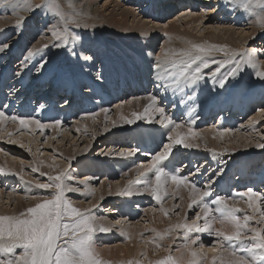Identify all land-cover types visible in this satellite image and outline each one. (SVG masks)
<instances>
[{
	"label": "rangeland",
	"instance_id": "1",
	"mask_svg": "<svg viewBox=\"0 0 264 264\" xmlns=\"http://www.w3.org/2000/svg\"><path fill=\"white\" fill-rule=\"evenodd\" d=\"M159 1L161 3V1H164V0H159ZM213 1L216 2L218 0H212V2L208 3L207 5L210 7L211 11L213 10L214 11L208 14L207 18L204 21L199 22L198 26L195 25V24H198V22H194L193 24H190L189 21L188 22L183 21L187 23L184 24L183 26L184 28H182L181 32L184 33L183 36L185 38L186 37L191 38L189 41L192 44V46L188 48V53L194 52V55H197V56L201 55L200 57L194 56L196 59L198 58L199 61H202V58L207 59V60H204L206 62L209 60L207 63L209 65V66L207 65L208 67H210L212 63L214 62V65H212V68H215L216 64L217 66L219 63L221 64V62H223L224 59L226 58L227 59L225 61H229L230 57H231V60L229 62L231 63L234 62L237 65H239L242 59L241 54L245 53L246 51H247L246 54H257V56H259L258 57L259 60H264V46L260 44V42L264 44V0H228L229 3H232L234 5L235 3H239L240 6L242 4L241 11L243 10L244 16L242 18H238V14H236L235 16L238 18L237 21L233 19V16H232L233 14H230V12L227 13V16L229 18L228 19L226 14H224L225 9L220 7L219 5L217 6V8L213 7L215 3V2L213 3ZM86 2L87 0H82V1L81 0H77V1L76 0H1L0 1V32H4L3 36H5L4 38L3 36L0 37V40H4L5 44H7L8 47L10 48L8 57H5L6 53L1 54L0 52V78L1 76L3 77V81L0 79V86L3 85L4 87L2 90H0V111L4 112V113L0 112L1 118L2 117H4L5 119L8 118L7 120L29 119L30 116L26 115V113L24 112H22L24 114L20 115L19 113V110H21L20 107L18 109V113H17L18 115L14 114L13 112L17 110L16 109L17 106L15 105H19L23 103L24 106H26L27 102H29L27 100H31L32 103L29 104V106H31L30 110L31 111L33 110V112H36V109L38 110V107L40 106V103H38V100H40L41 98V94H39L38 91L41 89L44 90L45 87L49 85L52 78L56 77L55 75L67 77L65 75L67 73L66 68L70 67L71 61L76 60V58L78 60V57L74 56L75 55L74 52L73 51L70 52L71 49L69 45L72 44V46H74L79 40L82 41V39H84L86 42H89L90 44H93L94 39L92 38L96 37L98 38V40L101 39V34H100L101 32H99L100 28L98 29V25H96L98 24V22L95 19V16L88 17L84 15L83 12L80 13L82 11V8L86 6ZM131 2L125 3V5L126 6L128 5L129 6V7L127 6L128 8H130L131 6L130 9H132V13L134 15L133 14L127 15L126 21H123V24L125 26H124V29L122 30L125 33L130 32V34L131 32L132 34L139 33L138 37L140 38V40L138 37H137V40L143 44H145V41L148 42V40L154 37H162V36L168 35L166 32L162 33L161 29H169V28L171 29L172 28L171 24H173L172 21L175 20V17L179 16L178 15L179 12H177V10L180 8V6L178 8H173L167 14L166 13L163 14V16H159L161 5H163L162 3L155 5L156 9L155 11L153 10L152 12V10L150 9L148 10L147 7H145L144 5L142 7H139V4H136L133 1ZM196 3L199 6L204 5V7H208V6H205V4L199 3L198 0ZM100 6H102V3ZM9 7H12L11 12L8 11L10 9ZM13 11H16V12H13ZM1 12H3V14ZM146 12H148L149 15L146 14ZM199 12L204 14V11L202 12L200 9H198L196 13H199ZM152 14L158 15L159 17L156 18L154 16L153 18L151 16ZM135 15L136 17H133ZM2 16H4V18ZM251 16H252V19H251ZM21 17L23 18V20L21 19ZM37 17H39L38 19L43 20L42 26H40L41 23L37 19ZM52 19H55V20L57 19L59 21V26L58 27L56 26L57 28L52 26ZM250 20L253 23L257 24V27L259 28V30H257L258 32L256 31V33L255 31L254 33L250 32L249 33L250 36L252 35L253 36L250 39L245 40L244 44H242L240 43L241 41L239 42L238 38L239 37L241 38L242 34L244 35L245 32L248 31L247 28L244 29V26H245V23ZM8 23L10 24V27H12L11 28L12 30L8 26L9 25ZM32 23H35V26H32ZM203 23L205 24L203 25ZM5 24H8V25H5ZM175 24H178V23H175ZM223 24L229 28L230 33H232V31L234 32L236 31L235 35L234 33L232 35L236 37V40L239 43L237 42L232 43L231 44L232 49L226 48L228 47L227 45L223 44L222 42L220 44L219 42V38H221L220 36L224 33L222 30H225V28H227L225 27L223 29L222 28L224 27ZM154 26H156V28L161 27V29L156 30L154 29ZM180 28L181 27H179V29ZM23 32H25V36L22 37ZM41 32L43 33L42 42L43 41L44 42L43 43L41 42L42 47L38 48V44H39L38 34H41ZM18 33L21 34L20 37H19L20 34ZM143 35L144 37L142 39ZM226 36L227 35H225V37ZM25 37L26 39H24ZM145 37H147V40ZM34 42L36 43V45H35V48L33 47L34 51L31 52L33 54H31L30 61L28 62L25 60L22 66L26 67V69L30 68L31 70L33 68L32 71H35L34 72L35 74H33L31 71L29 77L25 78L26 84L22 86L25 87L28 84L27 86H30L33 90V93L36 94V98L35 100L32 101L33 99L32 92L29 93V97L28 96L26 97V94L23 96L22 93H19L17 94L18 99L16 100V97H13L14 91L9 92L10 89L12 90V84H9V81H12L11 79L13 78V76H15V74H18L16 75L17 77H25V73H26V72L24 73L25 70L20 68L22 66L21 65L16 66L17 60L19 59L20 61L24 60L25 56H27L28 53L30 52L28 51L27 53V50H29L28 45L31 47V45H33ZM47 42L49 43L48 46H47L48 44ZM161 42L162 41H159V40L155 42L154 44L155 47L152 50L153 53L155 54L157 53L158 48L161 46L160 45ZM1 45L3 44L1 43ZM54 47L58 48V50ZM46 48L49 49L50 51L49 50L48 51L53 53V55L55 54L57 57L58 56L59 57L56 58L55 56L54 58H52V54L50 53L51 56L48 55L49 52H47ZM79 48L83 54L86 53V55H89L88 49H83L82 47H79ZM36 50L41 52L40 56H38L37 53L39 52H37ZM45 51L47 55L45 54ZM35 55H37L38 57L36 60L34 58ZM232 58H235V59H232ZM39 59L40 61H43V62H40ZM91 59H92L91 57L85 58L83 61H85V65L87 66V68H83L84 70L82 68L80 69H82L84 72L86 70L90 72L91 70L93 71L94 74L99 75L100 72H98L99 68L97 67L99 64V61L94 58L92 60ZM210 61L211 62L213 61V62L211 63ZM215 61H217L218 63ZM34 62H36L35 66H34ZM66 62L69 65L66 64ZM40 63H43L44 65L43 64L41 65ZM39 65L45 67L46 68L45 71H42L40 69L41 66ZM39 69L41 70V72ZM112 69L113 71L114 70L118 71V69L116 68L115 69L112 68ZM112 69L109 72H111ZM172 70H178L182 73L189 72L190 78L188 80V84L189 86H192L194 90L202 91V89L204 90L206 89L207 81L204 80V77L196 78L195 80H192V76H191L192 72L191 70H186L185 65L181 66L179 64H176V65L169 66L167 67L165 72H169ZM39 72L41 74H39ZM43 72L48 73V75L51 77L46 78L45 82L44 81L41 82L42 86H39L40 81L38 79L40 75L43 74ZM165 72H163L162 74H164ZM260 72L261 70L259 71L258 76L262 78V81H261L262 83L256 82L255 84L258 85L259 88H264V73H263L264 71H262L261 73ZM33 75H35L34 82L31 78V76ZM43 79L45 78L43 77ZM82 84L83 85H81V87L84 89H81L80 92H82V90L86 91L88 89L87 88L88 83L83 82ZM189 86H186V87H189ZM148 87H150V85ZM6 88H9V91L5 94L4 91ZM151 89L152 88L146 89L147 91L145 90V94L148 96H152L153 98L155 97L156 99L157 97L156 93H152ZM165 91H170V90L165 89ZM185 91L184 93L182 92L183 99L182 97L181 99L183 101L186 99L188 100V102H191L190 104H192L193 102L191 100L192 99L191 97H193V94L186 93ZM42 93H46L45 90ZM177 93L178 91L175 92V94ZM48 94L47 96L50 97ZM67 94L68 93L65 92V94L62 95L63 97L61 96L56 99H54L55 95L52 96V99L55 100L57 104L56 103L52 104V102H49V101L47 102L46 107H44L45 111L46 110L49 111L53 109L52 111L53 117H51L52 119L49 118L48 122H45L46 119L44 120V122H42V124H44L43 131H41L40 128H37L36 130H33V131H29V130L27 131L26 129H21L19 131V129H15L14 130L15 132L13 131L10 134V131L8 130L0 129V137H1L0 140L2 139L0 141V162H5L3 158H6L12 162H16V164L21 163L25 165V168L23 170L29 173L27 174L28 176H30L29 178L31 179V180L26 179L27 181L25 182V184L28 183V185H30L33 188V189L28 190L26 186L23 187L22 184L19 185V183H17V181H19L18 179H14L13 184L12 182L9 183L8 180L5 182L4 180L5 178L2 179L3 176L1 175V174H4V171L2 170V168L0 169V180L2 179L0 181V202H1L0 203V264H184V260L186 258L188 259L189 257L187 256L189 254L188 251H190L191 249H192V252L190 251V253L192 257L194 255L193 252L195 251V253L199 255V257L197 258V262L199 264H204L205 260L207 259V253L211 252L212 254H215L216 256L215 259L218 258L217 260L220 261L222 254H224L226 251H230V248L236 249V247H237V250H236L237 253H239V255H241L243 258L245 257L249 262L251 260V262L253 261L252 262L253 264H264L263 262L261 263L258 262L257 259H255L257 260V262H255V260L251 258L254 256L255 250L253 249L251 251L249 249L250 246H252L254 242L256 241L259 242L258 239H255L256 237L252 236V234L256 232V234L259 236V239L261 240V244L257 246L258 247L260 246L259 248L264 250V199H262L263 196L260 195L262 197H258V202L256 204L257 207L254 206V208H251L248 205L247 207H245V210H242L241 206L238 205V204L244 205L246 203L247 192H252V194H254L255 192L253 191H257L258 194H262V193L264 194V105L258 106L259 104H263L262 101L258 102V101H255L256 99L251 100V99L242 97L240 102L244 101L245 103L247 102L245 105H249V104L252 105L251 108L245 113L242 111L243 107L241 106V104L240 105L238 104L239 106L235 104L236 100H238L236 98L237 94L233 95L234 96L233 103L231 102L232 96L230 95V97L227 98V100H230V102L228 101L227 104L224 103L226 105L224 109H227V110H223L222 113L221 112L217 113L218 114L217 116L213 114V117H210V118H208L206 116L207 114L205 113L202 116L204 117L205 120L204 119L203 121L200 120L201 122L195 124L194 130L196 133L200 131L202 133V132H205L204 130H210V128L217 127L216 128L217 130L220 131L221 129L220 132L230 130V133H228L229 135L228 134H227L228 136L225 135L224 138L228 139V138L233 137V142L234 140H237V143H239L240 141L242 142L246 141L248 143L251 142L250 144H258L257 146L258 150L255 151V153L259 155V157L255 158L252 161L253 163L247 162L244 166L241 165V167L243 168L242 173H241V170H238L237 168L238 167L237 162H239L240 157L238 156V154H235L236 152H231V151H234V149L229 148L230 142L226 141L225 139L223 140V138H221L220 136H217L218 134L215 135L217 137V140H216L214 149H216L217 152H220L226 147L227 151L229 149V152L225 151V153H223L221 157H219L221 161L217 162L216 165H213V163H211V164L204 166L201 163L199 164V162L197 161L195 165L198 164L199 166H197L196 170L193 168L183 169L182 167H184V162H182V160H185L184 158L179 159V161H176V160L173 161L170 159V163L174 164L173 166L170 165L171 166L170 170H172L173 172L178 171L179 173H181L179 175L180 178L183 180L182 183H180L181 187H183V185L185 186V183L187 184V181H189V182H193V184L199 191L204 192L206 191V186H209L211 183L210 185L211 189L208 191L209 198L205 202L220 203L221 205L223 203L225 204V201L227 202L226 204H229L230 202L234 201V199H237L234 201L235 205L237 206V211H238L235 216L236 218L240 219L239 224L245 227L243 229L244 232L242 231L243 233H241V236L239 235L240 237L238 236V238H242L243 241L242 239H239L237 242L238 238L230 237V239H235L236 241L229 242L230 239L223 240L222 236L220 235H218V237L220 236L219 238L217 236L215 237L216 234L211 233L214 231V229L209 231L210 232L208 233L209 236L207 235L208 238L207 236L204 237L202 235H199L200 230L203 228L202 226H204L203 225L204 221L203 219L200 218L202 220L201 222V220L197 218V215L200 210L199 205L194 206V207L192 206L196 203L197 199H193L192 204L180 203V197H179L180 192L177 191L178 195H176L175 194L176 188L172 190L171 188L172 185L171 183L169 184V181L170 182L174 181V180L172 181L171 179L169 180L168 178V176L170 177L169 171L162 166H159V167L157 166L159 168V171L157 170L153 171V169L155 168L154 166H156L163 159L169 157L170 155L174 156L178 152V150H180L181 144L179 142H176V143L172 142L169 135L170 133H173V132L175 133L176 132L175 128L178 129L179 125L183 127L184 132H187L186 131L187 128L184 126V124H186L185 122L187 120V115L189 116L190 114V113H187L184 119H180L183 117L181 115L175 116L174 118L171 119L170 118L171 108L169 109L171 104L169 107H167L168 105H164L165 103L164 101H161V104L159 103L158 104L160 105V107H163L166 110L163 112L161 111V108H159L157 112H155L156 114H154L156 117H154L153 114L147 113V110H149V107L151 106V102H152V100L148 98L147 103L143 105L146 109L145 113L142 112L137 117L139 121L142 120L140 121V123L146 121L149 124L150 122L155 120L153 121V122H156L155 125L157 124H159L160 126L163 125L162 127L165 128V130H166V127L168 128L170 126L169 127L170 133L168 132V137L167 135H165L166 137L165 136L163 137L162 139L163 141L160 140L161 142H159L154 147L155 151L151 153L148 152L145 154L144 147L137 148L138 146H133L131 143L125 146H121L122 142L118 144L119 140L117 139V137H119L121 134H124L125 139H129L130 141L131 140L130 134L137 135V132L145 134L146 130H140V127L138 126L140 124L135 125L134 126L135 129L126 128L125 130L124 127L126 125L124 124V122H121L122 124L120 123L119 124L120 126L118 125L117 128L115 129L107 128L108 123L113 122L111 118L113 114L115 113V108H117L116 105L118 101H116L115 100L116 98H114V99L108 100V102L104 101L103 103L99 105V107L102 106L103 107L102 109H105V110H103L104 112L100 120H98L96 117L94 118L95 121L93 120V122L95 123L97 122L96 125L98 127L100 128L102 127V130L107 129L109 132H112V130H114V132L112 133L115 136L114 148H110L108 150L107 149L109 148L108 146L102 153H99V151L103 150L105 146L104 140L106 139H104L103 141H100L98 145H95L91 149H88L87 153L84 152V154H80L79 156H77V158L75 159V163L74 161L72 163L67 162V167L65 168L61 166L59 172H55V173L53 172L49 173L47 171L39 172L35 168L36 165L34 164V162L35 161L40 162L41 160L40 157L42 156L51 157L52 156L53 161H51V163L54 162L55 164L57 161L63 158V156H61L63 151L71 150V152L74 153L76 151H81L86 145V142L83 141L84 139L82 137H80L77 140L79 135H77L75 138L73 130H71V127L72 125H75V122H78L76 124L85 123L84 120L86 119V117H83L84 113L85 115L90 114L89 116H92L95 113L93 115L95 116L96 112L94 110V107H92L91 105H89V109H91L90 110L91 112L87 111L86 107H85L86 111L85 110L83 111V109L80 108V105H78V107L82 109V111L78 112L79 110H77V112L83 113L82 114L83 116L78 115L77 119L74 120L73 118L75 117L73 116L75 115L76 111H74L73 108H75V105H76L75 103L79 102L80 104H82V102L80 101V98H79L77 100H74V102L71 105L72 107L70 106V108H67V105L60 107L61 104L70 102ZM138 96H141V95H138ZM138 96L136 94L132 98L135 100H138L139 99ZM130 99L131 97H127L126 98L127 102ZM218 99L219 98H217L216 100ZM257 99L259 100L260 97ZM216 100L210 99L205 102L206 104H209L207 102H210V103L215 102L216 104ZM7 101L14 102L13 103L14 106L8 105ZM45 101H47L46 98H45ZM218 101L220 102V99ZM205 102L203 104H205ZM33 103L34 105H32ZM192 105L194 106V104ZM177 106H181V105L177 104L176 107ZM194 108L197 109L195 106ZM199 109L200 108H198V110ZM173 110L176 112L177 108ZM62 111L64 112L63 117L60 120H58L60 116H62ZM160 111L163 112L162 114L163 120L161 121L162 124H160L161 114L160 116H158ZM165 112H168V113L165 114ZM230 112H233V113L230 114ZM150 115L152 116L150 117ZM26 116L28 118H25ZM79 117H83L84 119L81 118L78 121ZM198 118H200V116ZM169 119H170V122L168 125L166 121ZM82 120H83V123L81 122ZM14 121L15 120L10 122L11 123L10 126L14 124ZM70 121H73V122L70 123ZM139 121L137 122L139 123ZM54 123H56L57 125H60L61 126L60 129L59 128L52 129L49 126H47L48 124L54 125ZM147 123L145 124L148 125ZM165 123L168 126L165 125ZM145 124H142V126ZM187 125L191 126L189 122L187 123ZM149 126H152V124H150ZM136 129H138L139 131H133ZM155 129L156 128H154V130ZM54 131L57 133H55ZM237 134H240V135L238 136ZM73 136L74 138H72ZM167 138L169 139L167 140ZM67 139H69L70 141L67 142ZM91 139L93 140L92 144H94L98 140L94 136L89 135V137L86 138V141H90ZM16 140L17 141L20 140V142L19 141L17 142ZM169 140L171 141L170 143H169ZM21 142L23 144H21ZM168 145L170 146L172 145L173 147L172 146L170 147ZM197 150L202 152L205 150V148L201 147V149L197 148ZM123 154L125 155L126 158L129 159V162H130L129 168L127 167L125 169V172L127 173L125 172L124 174L121 173L120 175L122 174L123 175L119 176L118 174H113V172L109 170V173H110L109 180L108 182L105 181L107 180V179H104L105 177H107V172L106 170L100 171V167L104 166V163L108 162L111 159H119L120 157L123 156ZM117 155H120V157L118 156L119 157L118 158ZM193 160L195 161L196 158H193ZM41 162L43 161L41 160ZM54 164H51V165H54ZM30 165L32 166V168L29 167ZM84 165L90 166L91 169L84 168L87 171H81ZM108 165L110 166V162ZM132 166L135 168V170ZM166 167L168 166L166 165ZM179 168H182V169L180 170ZM204 168H207L206 170L207 172L205 171L202 177H205L207 175V178H209V181H208L209 184L207 183L206 185L203 183L202 179L198 180V175H197V174H201L202 169ZM223 168L226 170L223 171L224 170ZM127 170H130V171H127ZM195 171L197 172V174H195ZM147 172H152V174L148 178L143 179L142 176L146 174ZM95 173H97L96 174L97 176L95 175ZM159 173H162V174L159 175ZM20 174H21L20 176H23L22 172ZM153 176L155 179L153 178ZM166 176L167 178H165ZM163 177L165 178L166 183L164 179H162ZM21 178L22 177H20V179ZM159 178H161L160 181L158 180ZM121 179L122 181H120ZM152 179H154L155 181V182L154 181L152 182L154 184L150 182ZM251 179H253L254 181H257V183H260V184L258 186L251 184V181H252ZM66 180L70 181L67 188L64 186V183ZM137 180H139L138 183H135ZM118 181L125 182V183L127 182L126 184H128L129 182L128 185L129 186L132 185L131 190L133 189L132 187L134 186L135 187L133 190L135 191H138L136 189H139V191L145 190V192H142V194L140 195L141 196L140 201L129 200L127 197H125L122 201H120L121 207H118V208L116 207L115 209L112 208L110 209V211H108V208L110 206L112 207L113 202H111L110 200L106 198H105L106 200L105 199H102L101 201L99 200L98 203H96L94 206L91 205L90 203V201L92 200V196H91L92 194L91 195L87 194L88 198L86 197V195L82 196L81 198H75L77 196V192L85 193L84 191L85 189L89 191L90 193L95 192L96 191L95 189H97L102 184H106V183L110 184V182H112L111 184H114L115 182L118 183ZM196 181H198V183ZM145 182L147 183L149 182V183L146 184ZM87 183L89 185H86ZM133 183H135L134 186H133ZM143 183L146 185L143 186ZM155 183H157L158 186L155 185ZM217 184H219L218 186L224 185L225 187H223V190H221L219 187H217ZM153 186L156 187V190H157L155 199H154V193H153V189H154ZM138 187H140L141 190ZM142 187H145V188L143 189ZM149 187H150V190H149ZM159 187H163V189H161L162 191L161 193H160ZM178 189H181L180 186L178 187ZM249 189H251V191H249ZM148 190L152 192L150 193ZM15 191H17L18 196L15 194ZM146 192H148L147 195H146ZM212 193H214L213 196H211ZM29 195L32 198H29ZM14 197L22 198L21 200H23L22 201L23 206L19 208L17 207L15 208V205L18 202V200H16ZM221 197L223 198L220 200ZM224 198L225 199L228 198V199L225 200ZM80 199H81V202H80ZM117 199H118L117 197L115 198L112 197V201L113 200L117 201ZM214 200L217 202H215ZM222 200H225V201L221 202ZM159 209L165 213L164 216L166 218L164 219V221L167 223V225L170 224V226H173L172 225L173 223L177 224L175 236L173 235L174 238H171L172 234L171 236H169L170 234L167 233L168 234L167 235L165 232V234L167 235V236L165 235L164 237L167 239L165 240V242H168L170 245L164 246V247H161V245L157 246V244L155 243L157 241L159 242V239H163V237L162 236L160 237V234L158 233V231L152 230L153 227L150 222L152 215ZM133 211L135 212L136 215L134 214ZM121 213H122L121 218H123L122 220H125V221H123L121 224L111 223L114 225H111V228H110L111 230L109 229L111 232L108 230V232H110L109 236L107 235L108 233L105 234V231H104L105 228H103L102 226L98 230L96 229V225L94 222L95 219H101L107 222H112L111 220V218L113 217L112 215L121 214ZM94 216H97V217L94 218ZM91 217L92 219H90ZM254 218L256 219V222H253ZM196 223H198V225H195ZM123 224L125 225L130 224L129 226H134V227L141 226L142 227L141 234L144 235L145 237L144 236L138 237L137 235L138 240H144L145 243H148L151 241L152 244L154 245L156 244L155 246H153L154 248L152 247L151 242L150 244L148 243L149 246H144V247L143 245L141 246V243H140V246L143 250H141L140 246H138L136 250L139 254H137L135 253L136 252L135 247L137 246H134L133 242L129 243V245L123 244V242H122L123 245L120 244L119 240L116 237L117 236L116 233H119L121 231L119 229L121 228L120 226H122ZM194 225L197 226L196 227L197 232L196 231L194 232L193 230L194 229L193 227H195ZM186 227H188L190 230ZM208 229H211V227ZM245 231L247 232L250 231V232L247 233ZM256 234L254 236H257ZM210 235H212L213 237L212 236L210 237ZM213 241H215L216 245H213L214 243ZM216 241L220 242L221 244L217 243ZM241 242L242 243L245 242V243L242 244ZM208 246H210L211 248ZM125 247L126 249L131 247L132 251L131 249L130 251L126 250L127 251L126 253V251H124ZM240 247H243V248H240ZM184 249L187 250V253H188L187 255H183V254H186V251ZM184 251L185 253H183ZM132 252H134L135 254L134 253L132 254ZM248 252L249 253L251 252V253L249 254ZM177 255H179L180 257L179 256L177 257ZM249 255H252V256H249ZM179 258L183 259V263H182V260ZM211 262L215 263L213 260ZM251 262L250 264H252Z\"/></svg>",
	"mask_w": 264,
	"mask_h": 264
},
{
	"label": "bare ground",
	"instance_id": "2",
	"mask_svg": "<svg viewBox=\"0 0 264 264\" xmlns=\"http://www.w3.org/2000/svg\"><path fill=\"white\" fill-rule=\"evenodd\" d=\"M103 1L104 0H87L86 6L84 8H82V11L80 12V13L83 12V14L86 15V16H88V17L95 16V19L98 22V24H96V25H98V29L100 28L99 32H101L100 33L101 34V39L98 40V38H96V37L95 38H92V39H94L93 44H90L89 42H86L84 39H82V41L79 40L76 43V45H74V46H72V44L69 45V47L71 49L70 52L73 51L74 54H75L74 56L75 57H78V60H77V58H76V60H73L72 59L73 61H71V62H73V63L70 62V67L69 68H66L67 69L66 70L67 73L65 75L67 77L60 76V75H55L56 77H53L52 80L50 81L49 85L45 87L44 90H45L46 93H42V92H44L43 89H41V90L38 91V93L41 94V98H40V100H38V103H40V106L38 107V110L36 109V112H33V110L32 111L30 110L31 106H29V104L32 103L31 100H27L29 102H27V105L26 106H24L23 103L22 104H19V105H15V106H17V108H16L17 110L16 111L14 110L15 112H13V113L14 114H17L18 113V109L20 107L21 108V110H19L20 115L26 113V115H29L30 116L29 119H25V120L24 119L7 120L8 118L5 119L4 117H2V118H4V119H2L0 117V129L8 130V131H10V134L15 129H19V131L21 129H26L27 131L28 130L29 131H33V130H36L37 128H40V130L43 131L44 130L43 129L44 128V126H43L44 124H42V122H44L45 119H46L45 122H48V119L51 118V117H53L52 116L53 109L52 110H49V111H47V110L45 111V108L44 107H46L48 101L49 102H52V104H54V103L57 104V102L52 99V96L55 95L56 97L54 96V99H56V98L61 97L63 94H65V92L68 93L67 94L68 95V99L70 100L71 103L70 102L63 103V104L60 103L61 104L60 107H63L64 105H67V108H70V106L72 105V103L74 102V100H77L79 98H80V101L82 102V104H80L79 102H76L75 103L76 104L75 105V108H73L74 111L77 112V110H79L78 112H81L82 109L84 111L85 110V107H86V110L87 111H90L91 109H89V105H91L92 107H94V110L96 112V115L95 116H93L95 113L93 115L91 114L92 116H89L90 114L85 115V113H84V116H83L82 115L83 113H78V112L77 113L75 112V115L73 116V117H75V118H73L74 120L77 119L78 115H82L83 117H86V119L84 120L85 123H83V120H82L81 122L83 124H76L78 122H75V125H72V127H71V130H73V133L75 135V138H76L77 135H79V137L77 138V140L80 137H82L84 139L83 141L86 142L85 147L82 150L80 148L81 151H76V152L72 153L71 150H66V151H63L62 150L63 153H62L61 156H63V158L61 157L62 159H60L59 161H57L55 159L57 161L55 164H54V162L51 163V161H53L52 156L51 157L42 156V157H40V159L43 162H41V160H40V162H37V161L34 162V164L36 165L35 168L39 172H46L47 171L49 173L50 172L55 173V172H59L61 166H63L64 168L67 167V162L72 163L74 161V163H75V159L77 158V156H79L80 154H84V152L87 153V150L88 149H91L95 145H98L99 142L100 141H103L104 139H106V140H104L106 144L104 143L105 146H104L103 150L99 151V153H102L108 146H109V148H107L108 150L110 148H114V142H115V139L114 138H115V136L112 134L114 132V130H112V132H109L107 129L102 130V127L100 128V127H98L96 125L97 122L96 123L93 122V120L95 121V119H94L95 117L98 120H100V118H101V116H102V114L104 112L103 110H105V109H102L103 107L102 106L99 107V105L101 103H103L104 101H107L108 102V100H111V99H114V98H116L115 100L118 101V103L116 105L117 108H115V113L113 114V116L111 118V120L113 122L110 120L112 123L109 122L110 124L108 123L107 128H109V129H115V128H117V126L121 122H124V124L126 125L124 127L125 130H126V128H128V129H130V128L131 129H135L134 126L137 125V124H140V125H138L140 127V130H146V133L145 134L139 133V132H137V135L130 134V138H131L130 141H129V139H125V135L124 134H121L119 137H117V139L119 140L118 141V144L122 142L121 146L129 145L131 143L133 146H138L137 148L144 147L145 148V151H144L145 154L148 153V152L151 153V152L155 151V148L154 147L159 142H161L160 140H162L165 135H167V137H168V132L170 130L169 129L170 126L168 128L166 127V130H165V128L162 127L163 125L160 126L159 124H157V125L160 126V128H159V126L155 125L156 122H153L155 120H153L149 124L146 121L140 123V121H142V120L139 121L137 119V117L142 112L145 113L146 109H145V107L143 105H145V103H147V101H148V98H150V100H152V102H151V106L149 107V110H147V113L153 114V116L156 117L154 114H156L155 112H157V110L159 108H161V111H163V112L166 110L165 108L160 107L159 104H161V101H164L165 102L164 105H168L167 107H169L170 104H171V106L169 107V109L171 108L170 109L171 110V114H170V118L171 119L174 118L175 116H178V115L183 116L180 119H184L185 116H186V114L187 113H190L189 116L187 115V120L185 122L186 124H184V126L187 128V130H186L187 132H184L183 131V127L181 125H179V126L177 125L178 126V129L175 128V130H176L175 133L174 132L173 133H170L169 132L170 133L169 137L172 140V142H174V143L179 142L181 144L180 150H178V152L174 156H171L170 155L169 157L163 159L160 163H158L156 166H154L155 167L154 169L153 168L152 169H153V171H155V170L159 171V168L158 167L159 166H162V167L166 168L169 171L170 177L167 175L168 178H169V180L170 179L172 181L174 180L173 182H170L169 181V184L171 183L172 190L174 188H176V192H175L176 195H178V192H180L179 193L180 203L192 204L193 199H197L196 203L194 205H192V206L194 207V206L199 205V209L200 210H199V213L197 215V218L198 219L201 218L204 221L203 222V225L204 226H202L203 228L200 230L199 235H202V236L206 237L208 235V233H210L209 231H211V230L214 229V231L211 232V233L216 234L215 237L216 236L218 237V235H220V236H222L223 240H229L230 237L238 238V236L239 235L241 236V233L244 232L243 229L245 227H243V226H241L239 224L240 219L239 218H236V216H235L238 211H237V206L235 205L234 201L237 200V199H234L233 198L234 201L230 202L229 204H226L227 202L225 200L228 199V198H226V199L224 198L225 200H222L221 202L225 201V204L223 203L221 205H220V203L205 202L209 198L208 197V191L211 189V187H210L211 183H210L209 186H206V191H204V192L203 191L202 192L199 191L195 187V185L193 184V182H189L187 180H186L187 181V184L185 183V186L183 185V187H181V184L180 183H182V181H183L180 178V176H179L181 173H179L178 171H174L173 172L172 170H170L171 169L170 168L171 167L170 165H172V166L174 165V164L170 163V159L173 160V161H175V160L176 161H179V159L184 158L185 160H182V162H184V167H182L183 169L184 168H193V169L196 170L197 169V166H199L198 164L195 165L197 161L199 162V164L201 163L204 166H206L208 164H211V163H213V165H216L217 162L221 161L219 157H221V155L223 153H225V151H227L226 147L224 149L222 148L223 150L220 151V152H217V150L214 149V146H215L216 140H217V137L215 136L216 134H218L217 136H220L221 138H223V140L225 139L226 141H229L230 142L229 143L230 147H229V145H228V147L230 149L231 148L234 149V151H231V152H236L235 154H238V156L240 157L239 162H237L238 163V167L237 168H238V170H241V173H242V170H243V168L241 167V165L244 166L247 162L248 163H253L252 161L255 158L259 157V155H257L255 153V151L258 150V148H257L258 144H250L251 142L248 143L246 141H243V142L240 141L239 143H237V140H234V142H233V137L232 138H228V139L227 138H224L225 135H227L228 133H230V130H226V131L220 132L221 129L219 131V130L216 129L217 128L216 127V128H210V130H204L205 132H202V133H201V131L196 133L195 130H194V128H195V124L203 121L204 117H202V116L205 113L207 114L206 116L208 118H210V117H213V114H215L217 116L218 115L217 113H219V112L222 113L223 110H227V109H224V107H226L225 104H227L228 101L230 102V100H227V98L230 97V95L232 96L231 97L232 99L231 98L230 99H231V102L233 103V101H234L233 100V97H234L233 95L234 94H237L236 98L238 100H236L235 104H237V105L238 104L239 105L241 104V106L243 107V110L241 108L240 109L243 112H245V113L251 108L252 105H250V104L249 105H245L247 102L245 103L244 101L240 102L242 97L248 98V99H251V100L252 99H256L255 101H258V102L259 101L260 102L262 101L263 104H259L258 106H261V105L263 106L264 105V88H259V86L256 85L255 83L256 82L259 83V82L262 81V78L260 76H258V73H259L260 70H261V72L264 71V62H263L264 60H259V58H258L259 56H257V54H246V52H247L246 51L245 53L241 54L242 59H241V62H240L239 65H237L234 62L233 63L229 62L231 60V57H230L229 58V61H225L227 59L226 58V59H224L223 62H221V64L219 63L220 65L218 64V66L215 63L217 67L215 66V68H212V65H214V62L213 61H212L213 63L210 61L212 63V65L210 63L211 66L208 67L209 65L207 63H208L209 60L206 62L204 60H207V59H203L202 58V61H199L198 58L197 59L195 58L197 55H194V52L188 53V48H190L192 46V44L189 41L191 38H187V37L185 38L183 36L184 33H182L181 30H182V28H184L183 27L184 24L187 23L188 21H189L190 24H193L194 22H198V24H195L197 26L199 25V22L204 21L207 18L208 14H210L211 12L214 11V10L211 11L210 10V7L207 5L208 3H211L212 0H198L199 3L205 4V6H208V7H204V5H200V6L197 5V3H196L197 0H164V1H161V3L163 5H161V10H160L159 16H163V14H165V13L167 14L173 8H178L180 6V8L177 10V12H179V14H178L179 16H177V15H176L177 17L174 16L175 17V20L172 21L173 24H171V26H172L171 29L169 27H167L169 29H161V27L156 28V26H154V29H156V30H160L161 29V32L162 33L163 32H166L168 35L164 34L166 36L154 37V38L148 40V42L145 41V44H143V43H141V42H139L137 40V37L139 36L138 35L139 33L138 34H134V33L132 34V32H131V34H130V32L125 33L122 30V29H124V26H125L123 24V21H126L127 15L133 14L132 13V9H130L131 6H130V8H128L129 6L127 5L128 6L127 7L125 5V3H129L131 1H133L136 4H139V7H142L144 5L145 7H147L148 10L150 9L153 12V10L155 11V9H156L155 8V5L161 4L160 1L159 0H105L104 2ZM205 1H207V2H205ZM214 2L215 1H213V3ZM101 3H102V6H100ZM218 5L220 7H222V8L225 9L224 14H226V16H227V13L228 12H230V14H233L232 15L233 16V19L236 20V21H237L238 18H242L244 16L243 10L241 11L242 4L240 6L239 3H235V5H234L232 3H229L228 0H225V1H223V0H220L219 1L218 0V1H216L214 3V6L213 7H216L217 8ZM7 8H8V6H7ZM9 8L10 9L8 11L11 12L12 11L11 10L12 7H9ZM198 9H200L202 12L204 11V14L201 13V12L196 13ZM13 12H16V11H13ZM1 13L3 14V12H1ZM146 14H148V12H146ZM236 14H238V18L235 16ZM180 15H182V16H180ZM4 16H2V17L4 18ZM151 16L153 18H154V16L156 18L159 17L158 15H153V14ZM133 17H136V15L133 16ZM38 18L39 17H37V19ZM227 18H228V16H227ZM21 19L23 20L22 17H21ZM251 19H252V16H251ZM38 20L41 23L40 26H42V21L43 20L42 19H38ZM183 21H187V22H183ZM175 23H178V24H175ZM8 24H5V25H8ZM190 24H188V25H190ZM204 24L205 23H203V25ZM8 26L10 27V24ZM32 26H35V23H32ZM52 26L55 27V28H57L59 26V21L57 19L56 20L55 19H52ZM179 27H181V28L179 29ZM225 27H227V26L224 25V27H222V28L224 29ZM11 28L12 27H10V29ZM49 28H50V26H49ZM245 28H247L248 31H246L244 35L242 34L241 38L240 37L238 38L239 39V42L241 41L240 43H242V44H244L245 40L250 39L253 36V35L250 36V34H249L250 32L251 33H254V31H255V33H256V31L259 30V28L257 27V24L256 23H253L251 20L250 21H247L245 23L244 29ZM227 29L229 30L228 27L225 28V30H222L224 33L220 36L221 38H219V42H220V44L222 42L223 44L227 45L228 47H226V48L232 49L231 44L237 42L236 37L232 35L233 33L235 35V32L236 31L235 32L232 31V33H230V30L228 31ZM241 29H243V28H241ZM102 30H104V31H102ZM99 32H97V33H99ZM0 33H1L0 34V37H2L4 35V32H0ZM43 33H44V31H43ZM43 33L41 32V34H38L39 35V38H38V41H39L38 42L39 43L38 44V48L42 47L41 46V42H42V34ZM91 33H93V32H91ZM104 33H106V34H104ZM18 34H20V33H18ZM225 35H227V36L225 37ZM20 36H21V34L19 35V37ZM23 36H25V32H23L22 37ZM147 36H148V34H147ZM178 36H180V37H178ZM4 37L5 36H3V38ZM26 37H27V35H26ZM26 37L24 39H26ZM67 37H69V36H67ZM143 37H144V35L142 36V39H143ZM145 38L147 40V37H145ZM139 40H140V38H139ZM158 40L159 41H162V42L160 43L161 46L158 48L157 53L155 54V53H153L152 50L155 47L154 46L155 42L158 41ZM239 42H237V43H239ZM1 43L3 45H1ZM260 44H262L264 46V44L262 42H260ZM35 45H36L35 42L33 43V45H31V47L28 45L29 50H27V53H28V51H30V52L28 53V55L26 54L27 56H25V58H24L23 61H20V59L17 60L16 66H20V65L22 66V64H24V61L25 60L28 61V62L30 61L31 54H33L31 52L34 51ZM48 45H49V43L47 44V46ZM79 47H82L83 49H88L89 55H86V53L83 54L80 51V48ZM54 48H56V47H54ZM54 48H52V49H54ZM56 49L58 50V48H56ZM233 49H235V48H233ZM46 50H47V52L50 51L47 48H46ZM0 52H1V54L2 53H6V56L5 57H8V53L10 52V48L8 47L7 44H5V41L4 40H0ZM19 52H21V51H19ZM37 52H39V51H37ZM40 53L41 52L37 53L38 56H40ZM50 53L51 52H49L48 55H50ZM45 54H46V51H45ZM51 54H52V58H54L56 56L55 54L53 55V53H51ZM85 55H86V57H85ZM200 56L198 55L197 57H200ZM58 57L56 56V58H58ZM89 57H91L92 59L94 58V59H96V60L99 61V64L97 63L98 64L97 67L99 68V71L98 72H100L99 75L98 74H94L93 71H91L89 69L91 67L88 68L90 70V72L87 71V70L85 72L83 71L84 70L83 68H87V66L85 65V61H83V60L85 58H89ZM34 58L36 60L38 58L37 55H35ZM41 58H43V57H41ZM69 59H70V57H69ZM232 59H235V58H232ZM87 60H89V59H87ZM200 60H201V58H200ZM39 61H40V59H39ZM46 61H47V59H46ZM40 62H43V61H40ZM215 62H217V61H215ZM35 63L36 62H34V66H35ZM90 63H91V61H90ZM40 64L42 65L43 63H40ZM66 64H68V63L66 62ZM176 64H179L181 66L182 65H185L186 70H191V72H192V74H191L192 80H195L196 78H203L204 77V80L207 81L206 89L205 90L202 89V91H199V90H194L192 88V86H189V84H188V80L190 78L189 72L182 73V72H180L178 70H172V71H169V72H165V70L167 69V67L172 66V65H176ZM41 65H39V66H41ZM45 66H47V65H45ZM100 67H102V68H100ZM20 68H22V69L25 70L24 71V73L26 72L25 73V77H17L16 75H18V74H15V76H13V78L11 79L12 81H9V84H12V90L10 89V91H9V88H10L9 87V88H6L5 91H4L5 94L8 91L9 92H13L14 91L13 97H16V100L18 99L17 98V94H19V93H22L23 96L26 94V97L27 96L29 97V93L30 92L33 93L32 88L30 86H27L28 84L25 87L22 86V85H25L26 84L25 83V78L29 77L30 72L33 70V68H32V70L30 68L29 69H26V67H23V66L20 67ZM80 68H82L83 70L80 69ZM112 68H114V69L116 68V69H118V71H115V70L113 71ZM40 69L42 71H45L46 68L43 67V66H41ZM111 69H112V71L109 72ZM41 70H40V72H41ZM21 71H23V70H21ZM34 72L35 71H32L33 74H35ZM40 72H39V74H41ZM46 72H43V74L40 75V77L38 79L40 81L39 86H42L41 85V82L42 81L45 82L46 81V78L51 77ZM163 72H165V73L162 74ZM195 73H196V75H195ZM93 75H95V76H93ZM34 77H35V75L31 76L33 82H34ZM43 77L45 79H43ZM0 79L3 81V77L2 76H1ZM83 82L88 83V87H87L88 89L86 91H83L82 90V92H80L81 89H84V88L81 87V85H83L82 84ZM149 85H150V87H148ZM186 86H189V87H186ZM164 87H165L166 90H170V91H165ZM3 88H4L3 85L0 86V90H2ZM148 88H152L151 89V92L152 93H156V96H157L156 99H155V97L153 98L152 96H148V95L145 94V90L148 89ZM177 91H178V93L175 94V92H177ZM184 91L186 93H192L193 94V97H191L192 98L191 100L193 102L192 104H194V106L197 109H195L194 106L192 104H190L191 102H188V100H186L185 98H184L185 99L184 101L186 103L182 100L183 99L182 96H183ZM231 92H232V94H231ZM47 94L50 97H48ZM136 94H137V96L138 95H141V96H138V98H139L138 100H135V99L132 98ZM32 96L31 97L33 98L32 99V101H33L36 98V94L33 93ZM127 97H131V99L128 100V102L126 100ZM181 97H182V99H181ZM184 97H186V96H184ZM259 97H260V99L258 100L257 98H259ZM45 98L47 99V101H45ZM217 98L220 99V102L218 101L219 99L216 100ZM210 99L216 100V104H215V102L214 103L207 102L209 104H206L205 101L210 100ZM201 102H202V104H201ZM204 102H205V104H203ZM13 103L14 102L9 101L8 102V105L14 106ZM34 103L32 105H34ZM177 104H179L181 106H177L176 107ZM78 105H80V108H82V109H80L78 107ZM22 107H24V108H22ZM146 108H147V106H146ZM176 108H177V110L175 112L173 109H176ZM198 108H200V109L198 110ZM215 108H217V109H215ZM48 109H49V107H48ZM161 111L158 114V116H160V114H161L160 124H162L161 121L163 120V118H162L163 112H161ZM0 112L1 113H4L3 111H0ZM22 112H24V113H22ZM106 112H107V110H106ZM166 113H168V112H165V114ZM232 113L233 112H230V114H232ZM63 114H64V112L62 111V116H60V118L58 120H60L63 117ZM198 114H199L200 118H198L199 117ZM151 116L152 115H150V117ZM83 117H79L78 118V121L81 118L84 119ZM147 117H149V116H147ZM25 118H28V117L26 116ZM145 119H147V118H145ZM13 120H15L16 122L14 121V124L12 123L13 125L10 126V124H11L10 122H12ZM150 120H151V118H150ZM137 121H139V123ZM187 121L190 123L191 126H188L187 125V123H188ZM71 122H73V121H70V123ZM169 122H170V119L166 121V123L168 125H169ZM101 123H102V121H101ZM145 123H147L148 125H146ZM166 123H165V125H167ZM142 124H145V125L142 126ZM150 124H152V126H149ZM52 125H49L48 124L47 126H49L52 129H55V128H59L60 129V127H61L60 125H57L56 123H54L53 126ZM254 125H256V124H254ZM154 128H156V129L154 130ZM186 128H184V129H186ZM133 131H139V130L136 129V130H133ZM6 133H7V131H6ZM20 133H22V132H20ZM55 133H57V132H55ZM240 134H241V132H240ZM240 134H237V135L239 136ZM7 135H9V134H7ZM89 135L94 136L98 140L94 144H92V141H93L92 139L90 141H86V138L89 137ZM72 138H74V136ZM168 139L169 138H167V140ZM235 139H237V138H235ZM18 141L20 142V140H18ZM21 141H23V140H21ZM68 141H70V140L67 139V142ZM257 141H256V143H257ZM170 142L171 141L169 140V143ZM24 143H26V142H24ZM21 144H23V143L21 142ZM18 145H20V144H18ZM168 146H170V145H168ZM170 147H169V149H170ZM201 147L205 148V150L202 151V152L199 151V150H197V148L201 149ZM135 149H134V151H135ZM120 151H122V150H120ZM227 152H229V149H228ZM228 154H230V153H228ZM118 156L120 157V155H117V157ZM3 157H4V155H3ZM193 158H196V160L194 161ZM3 159L5 160V162H0V169L2 168V170L4 171V174H1L3 176L2 179L5 178L4 179L5 182L8 180V182L9 183L12 182V184H13V180L14 179H18L19 181H17V183H19V185L22 184L23 187L26 186L28 188V190L33 189L30 185H28V183L25 184V182L27 181L26 179L31 180L29 178L30 176H28L29 173L28 172H25L23 170L25 168V165H23L21 163L20 164H16V162H12V161H10V160H8L6 158H3ZM78 160H79V158H78ZM109 162H110V166L111 167L108 165ZM102 163H104V162H102ZM129 163H130L129 162V159L126 158L125 155L123 154V156L120 157L119 159H111L108 162L104 163V166H101L100 167V171L106 170L107 177H105L104 179H107L105 181L108 182L109 177H110L109 170H111L113 172V174H118L119 176H122L124 174V172H125V169L127 167L129 168ZM51 164H54V165H51ZM107 165H108V167L110 169L107 167ZM166 165L168 167H166ZM29 167L32 168L31 165ZM225 167H227V166H225ZM84 168L91 169L90 166H85L84 165L83 166V169L81 171H87ZM182 168H179V169L181 170ZM46 169H48V170H46ZM130 170H127V171H130ZM134 170H135V168H134ZM206 170H207V168L202 169V173L201 174H197V172L195 171V174L198 175V180H201L202 179V181H203V183L205 185L207 183L209 184V182H208L209 181V178H207V175L205 177H202L203 173ZM225 170L226 169H224L223 171H225ZM21 172H22L23 176H20L21 175L20 174ZM97 173H95V175ZM121 173H123V174L120 175ZM125 173H127V172H125ZM151 174H152V172H147L144 175L142 174L143 175L142 177H143V179H145V178H148ZM160 174H162V173H159V175ZM85 175H86V173H85ZM167 176L165 178H167ZM20 177H22V178L20 179ZM92 177H93V175H92ZM140 177H141V175H140ZM153 178H154V176H153ZM165 178L163 177L162 179H164V181L166 183ZM154 179H152L150 182L152 183L154 181ZM253 179H251L252 180L251 181V184L258 186L260 183H257V181H254ZM158 180L160 181L161 178H159ZM120 181H122V179ZM138 181L139 180H137L135 183H138ZM167 181H168V179H167ZM69 182L70 181H67V180L65 181L64 186L66 188L69 185ZM196 182L198 183V181H196ZM111 183L112 182H110V184L106 183V184L100 185L97 189H95L96 190L95 192H91L90 193L86 189L84 190L85 193H78L77 192V196L75 198H81L82 196H85V195L87 197V194H89V195L92 194L91 195L92 196V200L91 201L89 200V201H90L91 205H93V206L96 203H98L99 200L101 201L102 199H105L106 198V199L110 200L111 202H113L112 207L110 206L108 208V211H110V209H112V208L115 209L116 207L117 208L118 207H121L120 206V204H121L120 201H122L125 197H127L129 200H138V201H140V199H141V196L140 195L142 194V192H145V190H142V191H139V189H136L138 191L133 190L134 187H135L134 186L135 183H133V186L134 187H132L133 188L132 190H131V186L132 185L131 184H130L131 186L128 185L129 182H128V184H126L127 182L125 183V182H119V181H118V183L117 182H115L114 184H111ZM145 183L148 184L149 182L148 183L145 182ZM146 184L143 183V186L146 185ZM152 184H154V183H152ZM86 185H89V184L87 183ZM155 185H157V183H155ZM218 185L219 184H217V187H219L221 190H223V187H225L224 185L223 186H218ZM179 186H180L181 189H178ZM200 186H201V184H200ZM150 187H149V190H150ZM227 187H228V185H227ZM138 188H140V187H138ZM142 188L144 189L145 187H142ZM159 188H160V193H161L162 192L161 189H163V187H159ZM224 189H226V188H224ZM140 190H141V188H140ZM249 191H251V189H249ZM253 192H255V193L252 194V192H247V195H246L247 199H246V203H245L246 206H245V204L244 205L238 204L239 206H241L242 210H245V207H247L248 205L251 208H254V206L257 207L256 204L258 202V197H262L263 196L262 199H264V194L263 193L262 194H258L257 191H253ZM93 193H94V195H93ZM147 193L148 192H146V195H147ZM153 193H154V199H155L156 194H157L156 187H154ZM15 194L18 196L17 191H15ZM213 195H214V193L211 194V196H213ZM260 195H262V196H260ZM112 197H114V198L117 197L119 200L117 199V201H114V200L112 201ZM14 198L16 200H18V202L15 205V208L16 207L19 208V207L23 206V204H22L23 203L22 202L23 200H21L22 198H20V197H14ZM29 198H32V197H30V195H29ZM222 198L223 197H221L220 200ZM80 202H81V199H80ZM215 202H217V201H215ZM160 209L157 210L152 215V218L150 219V222H151V225L153 227L152 230L158 231V233L160 234V237L162 236L163 239H164V240L163 239H159V242L158 241L155 242L156 241L155 240L154 242L157 244V246L161 245V247H164V246L170 245L168 242H165V240H167L166 238H164L165 235L167 233H169L170 234L169 236H171V234H172V237L171 238H174L173 235L175 236V231H176V228H177V224L171 222V223H173L172 224L173 226H170V224L167 225V223L164 221V219L166 218L164 216L165 213L162 210H160ZM15 210H17V209H15ZM134 214H135V212H134ZM146 214H147V212H146ZM112 216H113L111 218L112 222H107V221L101 220V219H95L94 222H95V225H96V229L98 230L102 226L103 228H105L104 229L105 234L108 233L107 235L109 236L110 235V232H111L110 231L111 230L110 229L111 228V225H114V224H111V223H115V224L119 223V224H121L123 221H125V220H122L123 218H121L122 217V213L121 214H115V215L113 214ZM96 217L97 216H94V218H96ZM117 217H119V218H117ZM90 219H92V217ZM102 219H104V218H102ZM248 220H249V218H248ZM197 221H199V220H197ZM201 222H202V220H201ZM253 222H256V219L255 218L253 219ZM129 225H125V224H123L122 226L119 225L121 227L119 230H121V231L119 233H116L117 234L116 237L119 240V243L122 244V242H123V244H128L129 245V243L133 242L134 243V246H137V247H135V250H136V248H138V246H140V243H141V246L143 245V247L144 246H149L148 243L150 244L151 241L148 242V243H145L144 240H138V238H137V235H138V237L144 236V235L141 234L142 227L141 226L134 227V226H129ZM188 225H190V224H188ZM195 225H198V223H196ZM192 226H193V224H192ZM196 227L197 226L193 227L194 229L192 228L194 230V232L195 231L197 232ZM210 227H211V229H208ZM186 228H188V227H186ZM192 229H191V231H192ZM254 229H255V227H254ZM108 230L110 232H108ZM124 232H126V233H124ZM165 232H166V234H165ZM245 232H247V231H245ZM248 232H250V231H248ZM254 233L256 234V232H254ZM253 234H252V236L253 237H256L255 239H258L260 243L256 241V242H254L256 244L253 243L252 246H250L249 249L251 251L253 249L255 250L254 256L251 257V258L254 259V260L257 259L258 262H260V263L261 262L264 263V250L260 249L259 248L260 246L259 247L257 246V245H260L261 244V240L259 239V236L257 234H256L257 236H254L255 234L254 235ZM208 236H207V238H208ZM211 236L212 235H210V237ZM144 237H142V238H144ZM226 238H228V239H226ZM239 239H242V238H238L237 239V242H238ZM169 241H170V239H169ZM235 241H236L235 239H230L229 242H235ZM242 241H243V239H242ZM213 242L215 243V241H213ZM245 242H243V243L241 242V243L244 244ZM214 243H213V245H216V243L215 244ZM217 243H220V242H217ZM151 244H152V242H151ZM162 244H163V246H162ZM155 245L152 244V247L155 246ZM141 246H140V248H141ZM208 247H210V246H208ZM240 248H243V247H240ZM130 249H131V247H129L127 249L125 247V250L124 251H126V250L127 251H130ZM135 250H133V251H135ZM141 250H143V249L141 248ZM236 250H237V247H236V249L230 248V251H226L224 254H222V256L220 258L221 259L220 261L217 260L218 258L215 259V257H216L215 254H212L211 252H209V253H207V259L205 260L204 264H215V263L216 264H250L251 260L249 262L245 257L243 258L241 255H239V253H237ZM127 251H126V253H127ZM131 251H132V249H131ZM185 251H186V254H183V253H185ZM185 251L182 253L183 255H187L188 253L190 255L189 254L187 255L189 257H188V259L186 258L184 260V264H199L197 262V258L199 257V255H197L195 253V251L193 252L194 253L193 257H192V255L190 253V251L192 252V249L190 251H188V253H187V250H185ZM133 253L134 252H132V254ZM135 253L139 254L137 252V250H136ZM178 256L179 255H177V257ZM249 256H252V255H249ZM179 259H181L182 260V263H183V259L182 258H179ZM212 260L215 263H212L211 262ZM257 260H255V262H257ZM180 263H181V261H180Z\"/></svg>",
	"mask_w": 264,
	"mask_h": 264
}]
</instances>
